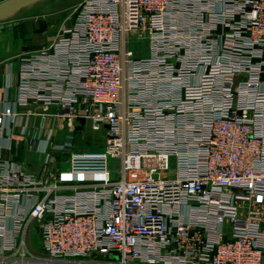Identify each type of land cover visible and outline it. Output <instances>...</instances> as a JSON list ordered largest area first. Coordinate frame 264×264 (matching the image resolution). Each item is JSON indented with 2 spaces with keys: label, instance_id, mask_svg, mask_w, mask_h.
<instances>
[{
  "label": "built area",
  "instance_id": "2783aa9c",
  "mask_svg": "<svg viewBox=\"0 0 264 264\" xmlns=\"http://www.w3.org/2000/svg\"><path fill=\"white\" fill-rule=\"evenodd\" d=\"M71 18L20 57L0 148L55 108L103 149L56 145L55 187L0 155V264H264V0H83Z\"/></svg>",
  "mask_w": 264,
  "mask_h": 264
},
{
  "label": "crops",
  "instance_id": "0c3cea01",
  "mask_svg": "<svg viewBox=\"0 0 264 264\" xmlns=\"http://www.w3.org/2000/svg\"><path fill=\"white\" fill-rule=\"evenodd\" d=\"M3 1L6 0H0V3ZM66 20L62 23V26L73 24L71 17ZM13 23H19L20 26L0 33V112L4 111L9 104H13L17 97L16 87L22 54L36 52L49 46L56 34V32L52 35L47 34L46 31H42L40 28L34 30L33 25H25L18 19ZM43 35L47 39L36 43L37 38ZM38 111H40V116H33L28 120L29 130L27 135L21 138L19 137V130H15L16 136L12 141L11 150L0 148V155L6 160L22 165L27 172L37 176L53 174L55 179L50 180L49 185L55 187L56 182H60L62 178L67 180L68 176L63 174L68 172L69 168L66 160L67 152L55 151L54 147L56 145H65L71 134L75 135L73 149L76 152L101 150L104 142L96 141L101 135L95 133L92 126L84 121L74 124L75 132H73L61 117H56L59 113L57 109L50 108L47 111L39 109ZM50 132L51 141L48 143L47 139ZM97 145L99 147H96ZM76 192L75 190L61 189L56 190L55 194L74 197L78 195ZM36 235L39 234L34 227L29 229L26 235V246L30 253H38L39 251L41 254V245H38V241L37 244L33 243V237L36 238ZM36 245L39 248L38 251Z\"/></svg>",
  "mask_w": 264,
  "mask_h": 264
},
{
  "label": "rangeland",
  "instance_id": "374dc122",
  "mask_svg": "<svg viewBox=\"0 0 264 264\" xmlns=\"http://www.w3.org/2000/svg\"><path fill=\"white\" fill-rule=\"evenodd\" d=\"M83 0H51L32 11L22 15L18 18L20 22H23L25 25H33L34 30L40 28L42 31H46L47 34L52 35L54 32H56L55 36L59 33V30L62 26V23L65 22V20L72 16L74 13V10L78 6L80 2ZM67 22V20H66ZM45 33V35L47 36ZM45 35L40 36L37 38L36 43H40L41 40L47 39L45 38ZM39 36V35H38ZM54 36V37H55ZM34 40V39H33ZM97 134H100L99 139H96L97 142H104V133L103 132H97ZM98 138V137H97ZM96 147H99L98 145ZM38 233V232H37ZM35 236V235H34ZM36 235V238L33 237V243L40 246L39 236ZM36 250L38 251L39 248L36 245ZM35 255L40 254L33 253Z\"/></svg>",
  "mask_w": 264,
  "mask_h": 264
},
{
  "label": "water",
  "instance_id": "95a60500",
  "mask_svg": "<svg viewBox=\"0 0 264 264\" xmlns=\"http://www.w3.org/2000/svg\"><path fill=\"white\" fill-rule=\"evenodd\" d=\"M51 0H6L0 3V33L4 30L18 28L19 23H13L22 15Z\"/></svg>",
  "mask_w": 264,
  "mask_h": 264
}]
</instances>
